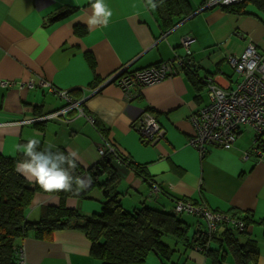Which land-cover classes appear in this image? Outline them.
I'll return each instance as SVG.
<instances>
[{
	"label": "crops",
	"instance_id": "obj_1",
	"mask_svg": "<svg viewBox=\"0 0 264 264\" xmlns=\"http://www.w3.org/2000/svg\"><path fill=\"white\" fill-rule=\"evenodd\" d=\"M204 1L185 0L188 10L176 13L175 0H154V9L149 0H105L112 11L107 26L90 29L85 23L90 0H0V79L15 84L43 79L67 92L84 115L73 108L51 116L68 102L43 88H0V154L18 162L23 153L17 145L38 139L40 149L51 143L53 151L75 153L80 177L87 178L101 159L99 149L109 144L143 166L151 183L165 192L151 194L149 184L114 158L119 204L128 212L142 205L170 210L172 196L264 221V153L259 156L252 150L251 130H240L228 150L208 145L200 155L187 143L193 134L191 113L208 103L204 82L232 88L238 75L227 59L239 56L249 43L264 56V11L248 6L249 15L237 16L221 6L205 7ZM187 37L192 40L188 49L181 46ZM187 55L188 68H178L152 86L123 92L114 82H105L121 69L134 72ZM144 113L154 116L165 131L154 146L133 128ZM87 115L94 117L93 125ZM81 192L86 199L69 198L66 206L83 216L98 214L102 191L91 183ZM58 201L57 196L52 201L49 195L35 193L27 219L38 221L43 207ZM182 218L189 225L188 237L204 228L193 216ZM248 234L258 253L257 264H264V227L253 226ZM164 242L173 250L169 260L149 255L144 264H209L202 253L182 242ZM18 245L25 264H100L78 230L56 231L49 240L29 235ZM233 259L227 255L224 264H235Z\"/></svg>",
	"mask_w": 264,
	"mask_h": 264
},
{
	"label": "trees",
	"instance_id": "obj_2",
	"mask_svg": "<svg viewBox=\"0 0 264 264\" xmlns=\"http://www.w3.org/2000/svg\"><path fill=\"white\" fill-rule=\"evenodd\" d=\"M184 1L175 0L173 9L176 13L179 10H188ZM248 6L264 11V0H241L222 5L221 8L225 13L245 16L250 14L246 11ZM162 12L164 13L163 8ZM187 59L188 55L181 68L190 66ZM95 87L97 86L93 85V88ZM257 148L264 153V140H258ZM59 151L68 155L64 150ZM114 153L115 155H104L96 166L88 170L92 186H97L103 195L98 214L83 216L77 209L66 206L65 201L69 198L86 199L85 192H80L79 195L60 192L56 195L58 204L44 206L42 217L36 222L27 219L26 209L35 193H45L16 172L18 159L6 158L0 154V264H18V251L21 249L18 242L29 235L37 240H49L54 232L67 229L78 230L84 234L90 245L91 256L100 264H144L149 255L169 260L173 250L164 242L165 238L182 242L185 248L199 251L209 264H224L227 255L234 258L235 264H257L258 253L248 233L253 226L264 227V221L256 222L249 213L234 209L224 213L209 208L214 213L219 212L243 224V229L236 225L230 227L222 224L217 233L209 238L201 215L175 211L178 203L198 207L203 205L199 201L171 196L173 205L170 210H166L164 206L145 205L130 212L124 210L119 204V193L115 187L118 176L111 162L114 158L141 177L150 187L153 185L143 166L133 164L116 149ZM75 164L73 175L80 176L81 168L77 162ZM102 176L103 180L100 179ZM156 187V194L165 195L160 185ZM185 215L195 217L204 225V228H198L192 237H188L189 225L182 218ZM219 230H222L220 234ZM214 244L217 247L213 246Z\"/></svg>",
	"mask_w": 264,
	"mask_h": 264
},
{
	"label": "built area",
	"instance_id": "obj_3",
	"mask_svg": "<svg viewBox=\"0 0 264 264\" xmlns=\"http://www.w3.org/2000/svg\"><path fill=\"white\" fill-rule=\"evenodd\" d=\"M241 0H205V7H216L237 3ZM192 40L183 38L181 46L188 49ZM187 53H189L187 51ZM187 57V56H186ZM186 57L176 60L159 62L153 66L128 72L127 68L118 70L108 77L105 82H114L123 92H129L131 89L152 86L173 76L178 68H181L183 60ZM188 60V59H187ZM230 66L238 75V80L234 86L229 89L218 87L212 82L203 81L207 87L208 103L190 115V122L193 127V134L188 139V145L199 152L205 153V147L215 145L223 149H230L234 146L236 138L241 128L248 127L254 133V153L261 155L257 148L258 140H264V56L257 53L255 46L249 43L239 56H230L227 59ZM189 60L187 64H189ZM255 64L251 71L249 66ZM16 85L20 88H43L49 93L56 94L68 102V107L51 115H62L65 111L73 108L77 109L80 115H83L82 109L78 104L69 99L67 92L56 90L50 83L43 79H29L25 82L13 83L11 81L0 79V88H10ZM84 116V115H83ZM86 121L93 125L95 119L92 115L85 116ZM148 145L157 144L164 136L165 131L158 121L149 113H144L138 120V124L133 127ZM106 154H113L114 149L109 144H103L99 149V155L102 158ZM153 185V184H152ZM158 188L152 186L151 194H156ZM176 212L196 213L202 216L205 221L207 233L216 234L222 224L230 227L234 225L243 229V224L237 220L221 213H214L208 207L200 205L193 207L191 204L178 203ZM18 264H25L22 249L18 251Z\"/></svg>",
	"mask_w": 264,
	"mask_h": 264
},
{
	"label": "clouds",
	"instance_id": "obj_4",
	"mask_svg": "<svg viewBox=\"0 0 264 264\" xmlns=\"http://www.w3.org/2000/svg\"><path fill=\"white\" fill-rule=\"evenodd\" d=\"M149 3L153 9L157 7L154 0H149ZM86 15L88 19L85 23L90 29L96 26L106 27L112 11L105 0H90L89 12ZM254 68L255 64L249 66L250 71ZM54 147L49 143L40 149L38 139H29L27 143L17 145V151L23 153V158L16 163V172L33 186H38L43 193L48 194L52 201L60 192L79 195L81 191L90 187L91 177L74 176L72 170L76 167L74 159L76 154L65 155L59 150L53 151Z\"/></svg>",
	"mask_w": 264,
	"mask_h": 264
},
{
	"label": "rangeland",
	"instance_id": "obj_5",
	"mask_svg": "<svg viewBox=\"0 0 264 264\" xmlns=\"http://www.w3.org/2000/svg\"><path fill=\"white\" fill-rule=\"evenodd\" d=\"M110 77V76H109ZM236 78V75L234 76V79ZM205 102H206V100H205ZM244 128H248V127H244ZM243 128H241V130H242ZM250 129V128H249ZM251 130V129H250ZM251 132H252V134H253V138H254V133H253V131L251 130ZM236 140H237V138H236ZM236 143V142H235ZM235 145V144H234ZM252 147H253V149H254V144H252ZM250 148H251V146H250ZM249 148V149H250ZM252 149V150H253ZM244 157V156H243Z\"/></svg>",
	"mask_w": 264,
	"mask_h": 264
},
{
	"label": "water",
	"instance_id": "obj_6",
	"mask_svg": "<svg viewBox=\"0 0 264 264\" xmlns=\"http://www.w3.org/2000/svg\"><path fill=\"white\" fill-rule=\"evenodd\" d=\"M107 83H109V82H107Z\"/></svg>",
	"mask_w": 264,
	"mask_h": 264
}]
</instances>
